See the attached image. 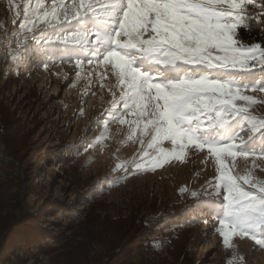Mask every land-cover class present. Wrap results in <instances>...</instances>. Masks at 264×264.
<instances>
[{
	"label": "rangeland",
	"instance_id": "obj_1",
	"mask_svg": "<svg viewBox=\"0 0 264 264\" xmlns=\"http://www.w3.org/2000/svg\"><path fill=\"white\" fill-rule=\"evenodd\" d=\"M28 4L35 8L38 0H0V102L11 147H0V264H50L65 240L86 243L92 257H101L90 264H264V246L250 237L235 236L230 247L223 243L219 217L210 214V201L219 197L209 187L217 172L206 149L189 148L183 160L152 167L141 159L150 137H142L143 145L139 131L129 139L133 126L105 115L121 93L110 66L89 64L87 53L60 44L44 56L12 59L9 46L33 35L19 27ZM77 59L83 60L79 67ZM244 94L256 100L251 114L264 118V91ZM227 163L235 175L251 172L264 180V158L238 156ZM139 217L122 249L113 250L112 260L103 257L102 240L111 238L112 228Z\"/></svg>",
	"mask_w": 264,
	"mask_h": 264
},
{
	"label": "snow or ice",
	"instance_id": "obj_2",
	"mask_svg": "<svg viewBox=\"0 0 264 264\" xmlns=\"http://www.w3.org/2000/svg\"><path fill=\"white\" fill-rule=\"evenodd\" d=\"M47 3L23 7L19 27L33 35L9 46L12 59L30 52L44 56L60 44L87 53L89 64L110 66L121 93L105 115L133 126L129 139L139 131L143 145L142 137H150L141 159L160 167L183 160L189 148L206 149L217 172L209 187L219 197L210 201V214L219 217L223 243L230 247L233 237L245 236L264 246V180L251 172L235 175L227 163L238 156L264 158V118L251 114L256 100L244 94L264 91V80L256 79L264 77V41L245 44L240 37L257 11L264 23V0H50L46 8ZM49 29L56 34L45 36ZM82 63L76 60L77 67ZM125 114L136 119L125 120Z\"/></svg>",
	"mask_w": 264,
	"mask_h": 264
},
{
	"label": "trees",
	"instance_id": "obj_3",
	"mask_svg": "<svg viewBox=\"0 0 264 264\" xmlns=\"http://www.w3.org/2000/svg\"><path fill=\"white\" fill-rule=\"evenodd\" d=\"M240 37L245 44L264 41V23H261L258 11L255 16L249 17L245 26L240 30ZM7 114V109L0 102V147H7V149H11L6 142L7 133L10 129ZM141 220V217L127 218L122 221L119 226L112 228L111 238L109 240H102V242H106L103 257H106L108 260H112L111 257L113 255V250L122 249L120 243L124 236L127 235L126 232L130 225L133 224L134 226V224L140 223ZM5 228H7V232H11L15 229L14 224L10 223ZM81 244L82 245H79L78 243L73 244L72 241L65 240L58 247V249L61 250L52 258L50 264H90L92 261H101V257L97 258L90 255L89 248H87L86 243Z\"/></svg>",
	"mask_w": 264,
	"mask_h": 264
}]
</instances>
